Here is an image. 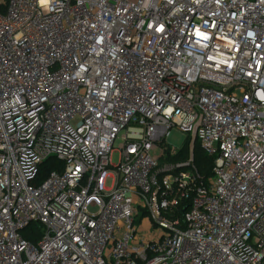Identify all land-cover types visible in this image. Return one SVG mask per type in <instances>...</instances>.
Listing matches in <instances>:
<instances>
[{
	"label": "built area",
	"instance_id": "built-area-1",
	"mask_svg": "<svg viewBox=\"0 0 264 264\" xmlns=\"http://www.w3.org/2000/svg\"><path fill=\"white\" fill-rule=\"evenodd\" d=\"M0 264H264V0H0Z\"/></svg>",
	"mask_w": 264,
	"mask_h": 264
},
{
	"label": "trees",
	"instance_id": "trees-1",
	"mask_svg": "<svg viewBox=\"0 0 264 264\" xmlns=\"http://www.w3.org/2000/svg\"><path fill=\"white\" fill-rule=\"evenodd\" d=\"M197 142L194 146L195 161H196V164L199 170L201 171V174L205 178H208L212 175L213 158L205 154ZM188 155H189V142L185 145L184 151L181 152L174 159H185L188 157ZM50 160L51 159L47 160L42 167V178L41 179H44L50 171V168H51ZM43 232L44 231L41 226L37 224H32L23 230V235L25 236V238H27L31 242L36 243L42 237Z\"/></svg>",
	"mask_w": 264,
	"mask_h": 264
},
{
	"label": "rangeland",
	"instance_id": "rangeland-1",
	"mask_svg": "<svg viewBox=\"0 0 264 264\" xmlns=\"http://www.w3.org/2000/svg\"><path fill=\"white\" fill-rule=\"evenodd\" d=\"M190 140H191V137L188 133L182 132L181 130L177 128L172 129L170 132V135L167 138V142L170 144V146H173L174 148L183 147V145L190 142ZM197 143L199 144V141ZM119 144H120V141H117L115 147L118 148ZM194 146L195 145L193 144V147ZM118 160H119V152L116 151L112 156V161L114 163H117ZM56 161L60 162V160H56Z\"/></svg>",
	"mask_w": 264,
	"mask_h": 264
}]
</instances>
